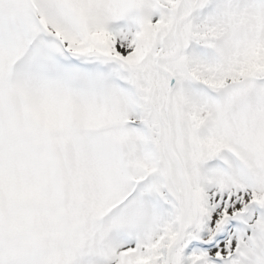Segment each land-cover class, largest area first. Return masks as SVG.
Listing matches in <instances>:
<instances>
[{"label":"snow or ice","instance_id":"6c2138e0","mask_svg":"<svg viewBox=\"0 0 264 264\" xmlns=\"http://www.w3.org/2000/svg\"><path fill=\"white\" fill-rule=\"evenodd\" d=\"M0 264H264V0H0Z\"/></svg>","mask_w":264,"mask_h":264}]
</instances>
